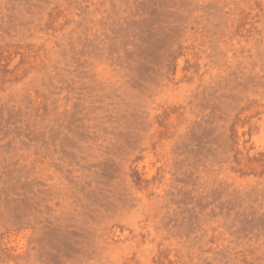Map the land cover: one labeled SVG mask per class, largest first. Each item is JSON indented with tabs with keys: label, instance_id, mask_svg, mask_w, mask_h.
Instances as JSON below:
<instances>
[{
	"label": "rangeland",
	"instance_id": "1",
	"mask_svg": "<svg viewBox=\"0 0 264 264\" xmlns=\"http://www.w3.org/2000/svg\"><path fill=\"white\" fill-rule=\"evenodd\" d=\"M0 264H264V0H0Z\"/></svg>",
	"mask_w": 264,
	"mask_h": 264
}]
</instances>
